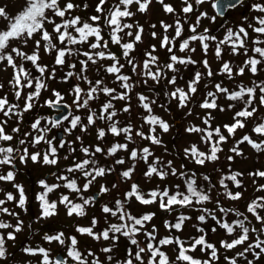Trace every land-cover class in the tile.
Here are the masks:
<instances>
[{
	"label": "snow or ice",
	"instance_id": "6c2138e0",
	"mask_svg": "<svg viewBox=\"0 0 264 264\" xmlns=\"http://www.w3.org/2000/svg\"><path fill=\"white\" fill-rule=\"evenodd\" d=\"M155 2L162 5L165 13L176 17L173 24L160 22L164 33H168L169 29L174 30L173 36L165 34L160 41V49L166 50L169 54L164 61L155 54L157 52L155 45H152L150 50H142L140 59H137L135 55L137 45L142 43L145 28L138 22H126L136 15L131 10L133 5L137 6V12L145 13L153 4V0H115L114 3H110L109 0H99L95 6L96 14L90 15L87 20L82 19L80 15H72L81 7L73 0H17L19 8L15 14H10L7 4L0 6V65H4L5 71L8 67L13 70L8 84L13 90L15 101L24 98V104L21 106L19 103L11 102L8 95L0 96V114L3 117L0 119V168L4 169L0 172V182L11 184L18 194L0 188V192H3V198H0V215L14 218L16 221L12 224L0 219V264H10V260L15 259L7 245L9 241H16L17 234L24 230V220L20 218V213L15 211V208L28 211L26 190L22 184L16 182L17 162L27 164L30 160L33 164L55 167L61 160L59 149H64L67 144L69 154L76 152V148L67 141L54 145L53 140L46 138L47 133L61 125L62 121L58 118L48 121L51 128L41 126L44 117L35 119L30 124V131L22 132L19 126L24 115L34 108L42 90H48L46 81L56 78V68H49L47 64L41 63L42 42L44 52L53 56L55 66H67L74 70L77 63L71 62L72 59L84 57L78 60L79 71L65 72L62 80L67 82L75 77L77 81H83L88 85L87 90L79 83L72 88L73 104L78 109L88 110L87 123L84 124L81 116L75 115L71 118L70 128L64 131L71 132L79 126L82 132H87L89 126L95 125L96 138L105 142V146L99 143L84 146L81 137L76 138L81 141L80 152L85 158L74 157L71 164L60 174H54L57 183L49 184L46 179L37 181V186L42 191L35 193L34 197L40 207L39 215L35 220L38 222L57 214V202L49 201L48 197L60 187L75 193L81 201L77 203L69 195H60L59 204L66 208L69 217L73 215L85 217L88 207L98 203L101 196L116 190L109 200L101 205V212L104 214L102 219L107 227L100 226L97 230L100 219L95 216L91 218L90 226H76V232L80 235H86L97 242H109L108 246L99 249L101 254H107L103 260L91 250L85 254L78 247L79 240L75 235L65 236L64 232L51 235L46 233L42 238L45 242L66 246V255L75 264H113L121 238H126L129 246L126 247L122 258H115L114 264H218L221 258L223 264H258L264 257V214H262L264 196H258L250 202L246 201L244 211L234 206H225L223 203L224 200L237 202L243 197V191L234 192L230 187L231 184L236 189L244 188L242 179L244 173L231 169V162L235 157L244 156L241 145L247 144L257 154H264V113L260 111L264 108V79H260V73H264V39L259 38L264 36V15L255 18L258 26L249 25L252 32L258 34L257 38L252 39L253 46L249 49L250 33L245 27H239L238 31L228 29L226 36L219 41L216 35L208 34L207 28L198 33L201 18L206 17L207 13H199L196 16L195 23L189 24V35L184 37V23L187 21L179 18L177 9L172 4L165 3V0H155ZM204 2L205 0H182L183 6L179 11L187 17L188 14L196 13L195 5ZM235 3L236 0H219L215 7L219 12H223L226 7L235 6ZM254 7L258 13L264 14V3H257ZM83 8L86 10L88 4L85 3ZM57 18L60 22H57ZM208 18L214 20L216 17ZM48 25H52L51 31L48 30ZM150 27L155 29L156 25L152 24ZM151 36L155 39L157 33L153 30ZM125 37L132 39L126 40ZM29 42L34 45L30 54L19 46H28ZM193 42L200 43L205 56L209 51L210 43L216 42L214 55L221 61V66L217 72H213L209 61L204 59L200 63L206 71L197 70L190 79L184 80L182 69L198 63L187 55L196 51V47L192 46ZM110 45L119 46L120 55L113 52ZM224 45L229 46L232 55L247 56L243 66L237 68L231 62L223 60ZM249 51L253 55L249 56ZM177 52L185 55H177ZM16 58L21 62L17 63ZM103 61L111 63L104 65L101 63ZM25 62H30L38 75H33L32 71L25 67ZM90 65L94 66L98 73L102 70L105 76L95 80L89 79L87 72ZM126 66L130 70L128 73L124 71ZM246 70L257 78L250 81V86L241 82L230 88L225 85L223 79L219 82L212 79L220 75L235 83L236 77H243ZM169 73H171L170 77ZM106 76L113 77L112 83L117 86H108L105 83ZM205 79L207 83L204 82ZM149 81H152L151 85ZM181 81L183 87L179 84ZM209 83L212 86L210 90ZM201 84L203 89L200 87ZM141 85L153 95L145 94L144 91H135L137 107L141 111L136 113L137 124L133 125L130 118L133 110L131 101L134 90ZM4 88L5 85L0 83V89ZM25 89L32 91L25 94ZM52 91L55 99H47L44 104L59 108L62 106L64 96L59 91L54 89ZM161 91L166 99L158 103ZM101 95L107 99L98 109L91 108L90 102L97 100ZM221 96L228 101L226 107L218 103ZM119 101L124 104L117 109L114 102ZM173 101L178 109H188L186 116L193 115V107L205 110L204 116L200 117L204 127L192 125L186 127L184 131L188 134L200 135V140L209 146L208 151H202L197 144H191L184 148L181 154L184 161L191 160L201 167L209 162L219 161V154L223 152L221 145L227 143L230 137H235L238 130L245 129L250 122L255 121L249 129V134H244L230 147L229 152L234 155L226 157L229 162L227 173L221 168H214L210 174H201V178H198L195 170H186V163H181L177 167L174 165L175 157L165 161L155 154L151 145L163 147L164 153L168 152L160 133H168L172 126L161 115L156 114L154 109L159 107L166 113L170 112L169 106ZM216 110L220 112L235 110L232 123L214 127L216 117L213 112ZM125 113L129 114L127 122L119 118ZM13 117L17 118V126L10 124ZM63 119L68 120L69 117L64 116ZM98 121L103 123L102 127L97 125ZM145 126L148 127L147 133L143 131ZM222 128L226 130L227 135ZM14 134L21 135L22 138L18 140L21 146L30 144L35 149L43 142L47 147L43 150L30 151L29 147L25 146L21 150L12 143L16 139ZM109 135L115 140L111 146L106 145V137ZM29 137L30 140L27 139ZM140 141H147L148 145ZM120 153L126 154L127 160L123 155H118ZM98 154L103 157V161L98 158ZM68 158V155L63 157L64 160ZM140 164L145 166L142 176L146 180L158 178L161 182H165L169 177H174L179 183L171 187L165 184L163 188L157 185L145 191L135 179L141 174L138 167ZM117 166L121 169L118 172ZM113 173L120 178L117 182L112 183L110 187L101 184L94 195L89 197L84 195L98 178H106ZM248 175L264 178V170H256ZM216 176H219V179L213 182ZM79 177L84 180L82 186L78 183ZM121 184H124L123 188L120 187ZM256 191L264 192V184H259ZM133 201L144 206L158 204L159 208L166 212L175 211L176 208L192 209L200 213L196 217L198 224H207L211 219L215 222V226L211 228L213 233L219 228L227 237L232 238L222 239L217 248L216 244L207 239L205 228L198 225H194L199 233L197 236L185 240L179 235H174L173 233H181L185 222L192 219L184 213L176 216L175 222L165 221L164 227L169 234L158 237V229L154 224L151 230L146 228V225L153 221L155 213L133 214L130 210ZM10 202L14 203L13 208L7 206ZM210 203H214L211 209L206 206ZM229 216L233 218L229 220ZM109 217L117 218L118 222H110ZM253 220L261 226L256 227ZM141 234L145 238L144 241L137 238ZM169 246H174L176 253L174 257H170L167 251ZM238 247L240 251H234L232 256L227 255V252ZM198 249L206 258L194 255ZM221 249L224 251L221 252ZM21 251L30 257L39 256L41 258L39 264H68L63 258L51 259L49 250L42 246H24ZM249 256L252 258L249 259ZM88 257H92L91 261Z\"/></svg>",
	"mask_w": 264,
	"mask_h": 264
},
{
	"label": "rangeland",
	"instance_id": "374dc122",
	"mask_svg": "<svg viewBox=\"0 0 264 264\" xmlns=\"http://www.w3.org/2000/svg\"><path fill=\"white\" fill-rule=\"evenodd\" d=\"M214 1L215 0H205V2L203 4L195 5L196 13L195 14H188L187 17H185V15L180 13V11H179L180 8L183 6L182 0H165V3L172 4L177 9V13L179 14V18L182 21H184V20L187 21L186 23H184V29H185L184 37L189 35V32H188L189 24L195 23L196 16L199 13H207L206 17L201 18L200 25L198 26V33L202 32L203 29L207 28L209 30L208 34L209 35H216L218 38V41H219L220 39H223L226 36L228 29H232L233 31H238L239 27H245L246 30H248L250 33V39L248 41V46H249V49H251V47L253 46L251 41H252V39L257 38L258 34H255L254 32H252V29L249 27V25H252L253 27L258 26L255 18L257 16L264 15V14L258 13L257 10L255 9L254 5L257 3H264V0H247L245 3H243L242 5L237 7L235 10L229 12L225 18H220L217 16V14L215 12V8H214ZM73 2L80 4L81 7L79 9L75 10L72 13V15H80L82 17V19L87 20V18L90 15L96 14L95 13V6L99 2V0H73ZM109 2L114 3L115 0H109ZM85 3L88 4V8L86 10L83 8V5ZM5 4L8 5V11L10 12V14H15L18 11L19 4L17 3V0H0V6L5 5ZM131 10L133 12H135L136 15L130 19V21H131L130 23L138 22L140 25H143L145 28V33L142 37V43L137 45V52L135 53V55L137 56V59H140V52L142 50H150L151 46L155 45L157 48V52L155 54L160 56L161 61L166 60V58L169 54L167 53L166 50L160 49V41L163 38V35H165V34L169 35L170 37L173 36L174 30L169 29L168 33H164V31L160 25V22L164 21L165 23L173 24L174 19L176 17L173 16L172 14L165 13L163 11L162 5L155 2V0H153V4L150 5L149 10L145 13L137 12V6L136 5H133L131 7ZM213 16L216 17L214 20L208 18V17H213ZM57 22H60L59 18H57ZM152 24L156 25L155 29H152L150 27V25H152ZM47 27H48V30L51 31L52 25H48ZM153 30L157 33V37L155 39H153L151 36V32ZM133 31H135V29H133ZM105 32H107V29H105ZM36 38L38 39L39 36H37ZM105 38H107V36ZM259 38L264 39V36H260ZM125 39L131 40L132 38L131 37H125ZM177 43H179V41H177ZM215 43L216 42L210 43L209 51H208L207 55L205 56V54L202 51V48L200 46V43L199 42H193L192 46L196 47V51L194 53H187V55H190L198 63L195 66L189 65L186 69H182L184 80L190 79L191 76L194 74V72L197 70H200L202 72L206 71L203 68L202 63H200L204 59H207L209 61V64H210L213 72H217L219 70V68L221 66V61L218 60L214 55ZM19 46L21 47V49L23 51H26L29 54L31 53L32 48L34 47V45L31 42H29L28 46H24V45H19ZM110 47H111V50L113 52L117 53V55H120L121 49L119 48V46L110 45ZM223 48L225 50V54L223 55V60L231 62L233 64V66L237 67V68L239 66H243V63L247 59V56H245L243 54L232 55L229 51L228 45H224ZM176 54L180 55V56L185 55V53H179V52H177ZM40 55H41V63L47 64L49 66V68H52V67L56 68V78L53 80H47L48 90L45 91L44 101L47 99H53V100L55 99V97L53 96V91H52L53 89L56 91H59V92L60 91L64 92V96H65L64 101L71 104L72 109H73L71 116L72 115L81 116L83 123L86 124L87 123L88 110L82 109V108L78 109L76 107V105L73 104L74 94L72 93V88L77 83H79L82 88L87 90L88 85L86 83H84L83 81H77L75 77L70 78L67 82H63V80H62V77H63L65 72H67L69 70L77 71V72L79 71L80 65L78 63V60L84 59V57L81 56V57L72 59L71 62L77 63L76 69L73 70V69H69L67 66H63V67L55 66L54 62H53V56H50L44 52L43 42H42V47L40 50ZM248 55L251 56V55H253V53L251 51H249ZM16 59H17V63L21 62L19 60V58H16ZM121 62L122 63L124 62L123 59H121ZM101 63L104 65H107L111 62L110 61H103ZM126 71L127 72L130 71L127 68V66H126ZM12 72H13V70L11 67H8L7 70L5 71L4 65H0V83L5 85L4 89H0V96L8 95L11 102H16V103H19L21 106H23L24 98L22 97L21 100L18 102L15 101L13 90L11 89V87L8 84V81L11 79ZM87 76L89 79L95 80L101 76H105V73H103L102 70L98 73L95 70V67L90 65L89 71L87 72ZM170 76H171V73H169V77ZM112 79H113V77L106 76L105 83L110 87H116L117 85L112 83ZM212 79L215 82H219L220 80L223 79L226 86L233 88L236 86V83H241L242 81H247V82L252 81L254 79V76H252V74L246 70L245 75L243 77H236L235 83L228 81L226 77H222L220 75L214 76ZM204 82L207 83L208 82L207 79H205ZM68 84H70V85H68ZM149 84L151 85L152 81H149ZM179 84L182 87L184 86L182 81L179 82ZM157 87H159V86H157ZM200 87H201V89H203V84H201ZM211 87H212L211 83H209V90L211 89ZM142 89L146 90L144 92L145 94L153 95L152 93H148L147 89L143 85H141L140 88L134 90L133 98L131 101L132 106H133V110H132L131 117H130L133 125L137 124L136 113L138 111H141L137 107V101L135 99V91H142ZM29 91H32V90L31 89H25V94ZM106 99H107L106 97L101 95L97 100L90 102V107L98 109L100 104L102 102H104ZM165 99L166 98L163 94V91H161L158 103L160 101H164ZM118 103H120V101ZM218 103H220L221 105H224L226 107L228 104V101L223 96H221ZM36 106H37V103L35 101V106L33 109H35ZM169 107H170L171 111L167 112V113L164 112L159 107H155V109H154L155 113L161 115L172 126L171 130L168 133H160V135L163 139L164 145L168 149V152L164 153L163 147L154 146V145H151L152 150L155 152V154L157 156H161L162 159H164L165 161L175 157L174 165L177 167L181 163H186V165H187L186 170L187 169L195 170L197 172V176L199 178H201V174H208L210 172L209 169L213 168L212 164L208 163L204 167H201V166L196 165L191 160L184 161L181 154L183 152V149L186 147H189L191 144H197L198 147L200 148V150H202V151L208 150L209 146L207 144H204L200 140V135L188 134L184 131V129L186 127H190L192 125L204 127L200 117L204 116L205 110L200 109L198 107H193L192 108L193 115L186 116L185 113L188 111V109H182V110L178 109L176 107V103L174 101L172 102V104ZM120 108L121 107H118L117 109H120ZM261 109H263L262 113H264V108H261ZM32 113H33V110H31L29 113H26L23 117L22 123L19 124L22 132L25 130L30 131L31 130L30 124L32 122H34L35 119L41 118V117L45 118L46 115L50 116L52 114V110L47 106L46 107L43 106L41 108L40 113H38V114H32ZM213 115L216 117L213 124L215 126L220 124V126L222 127V125H224V123L226 121H230L232 119L233 110H231V111L226 110L224 112H220L219 110H216L213 112ZM70 117H69V119H70ZM120 117H121L120 120L123 121L125 119H129V114L125 113V114L120 115ZM2 118H3L2 114H0V119H2ZM16 119H17L16 117H13L12 121H10V124L12 126H17L16 125ZM45 120H46V118L41 120V126L42 127H44L46 125ZM70 121H71V119H70ZM70 121L62 120V123L59 126V128H55L51 132H49L48 135L46 136V138L56 137V131L58 129H62V130L67 129V126L68 127L70 126ZM97 125L102 127L103 123L98 121ZM48 127L50 128V124H48ZM9 131H10V129H9ZM96 131H97V126H95V125L89 126L87 132H82L80 127H78L77 129L72 130L70 134H68V132H65L66 136H65L64 140L71 143V146L76 148L77 155L82 156L83 154L80 152L81 141L76 139L78 136L81 137V140H82L84 146L96 145L98 143L101 144V146H105V142H101V141L97 140ZM143 131H145V133H147L148 127L145 126ZM157 131L159 132V129ZM35 134L36 133H34V135ZM14 135L16 136V139L12 143L15 144V146L21 148V150L25 146L29 147L30 151L40 150L41 144L37 145L35 149H33L30 144H27L24 146L19 145L18 140L22 137L20 134H14ZM230 138H229V141L227 143L223 144L224 145L223 152L220 155L219 161L222 163L221 169L223 171L227 170L228 166H229V162L227 161L226 157L228 155H234L233 153L229 152V150H228V148H230ZM27 139L30 140L31 138L29 137ZM113 142H114L113 137H111L110 135L106 137V145L107 146H110ZM143 142H144L143 143L144 145H148L147 141H143ZM55 143L57 144V140L55 141ZM241 150L244 152V156L235 157V159L231 162V164H233L234 167L238 168L239 170H241L244 173L246 186L243 189V197L240 201H237V202H231L228 200H224L223 203L225 206H234V207H237L240 211H244L245 210L244 205H245L246 200L249 198L248 196H253L255 193H257L256 188L259 186V184L264 183V178H254V177H251L248 175L250 172H253L256 170H264V154H257L247 144L241 145ZM59 155L61 157V160H60L59 165L55 166V167L41 166L39 164H33L30 160L27 162V164H19V162H17L18 170H17V181L16 182L22 184L26 190V195L28 197V211L24 212L19 208H15V211L20 213V218L24 220V230L21 233L17 234L16 241H14V242L9 241L8 242L7 246L9 248V252L11 253L13 251L12 254L15 256L14 260H10V264H39V261L41 259L39 256L30 257V256L25 255L21 251V249L24 246H31V247L42 246V247H45L47 250H49L51 259H54V255L59 251H62L64 253V255L67 257V255H66L67 247L66 246H61L55 242H53L52 244H48L47 242H45L42 239L46 233L51 235V234H56L57 232H60L58 229H51V228H48L47 226L43 229V226L47 225L48 222L57 218L58 215L56 214L52 217H49L46 219H41L38 222L35 220V217L39 215L40 207H39V204L35 201L34 197H35V193L42 191V189L37 186V181L44 179V176H46V174H49L48 178H45L47 180V182L49 184L57 183L58 181L56 180V177L54 174H60L64 168H66L67 166H69L71 164V162L74 158V154H69L67 144H66L64 149H61V152L59 153ZM65 155H68V157H69L68 160L63 159V157ZM118 155H123L124 157L126 156V154H124V153H120ZM125 159L127 160V156L125 157ZM118 167L119 166H117V172L119 171ZM125 167H127V164L125 165ZM138 167L140 169L141 174L137 175L135 177V179L138 180L139 184L141 185V188L145 191L153 189L157 185H159L161 188H163L165 186V184H167L169 187H171L172 185L179 183V180H177L174 177H169V179L165 182H161L158 178L146 180L142 176V171L144 170L145 166L143 164H140ZM3 170L4 169L0 168V172H2ZM31 178L35 182L34 192H32L33 185L31 183ZM119 179L120 178L116 173H113L112 175L107 176L106 178H101L97 182H95L94 185L89 189L90 190L89 193L92 195L93 192L98 191L101 184H106L107 186L110 187L112 183L117 182ZM215 179L218 180L219 176H216ZM254 180L256 181L255 183H254ZM59 183L62 184L63 182H59ZM78 183L82 186V184L84 183V180L82 177H80V179L78 180ZM120 187L123 188L124 184H121ZM0 188H3L5 191H12L14 194L18 195L15 192V189L12 188L11 184H8L5 182H0ZM66 191H68V190L65 189L64 187H60L59 189L54 191L52 195H51V193L49 194V197H48L49 201H57V205H58L57 210H56L57 213L60 212L61 208L63 207V205L59 204V197L61 194H64ZM115 192H116V190H113V193H109V194H105V195L101 196L98 200V203H96L93 206V208H95L96 211H98L101 219H102V216L104 215L101 212V205L106 203L109 200V197L111 195H113ZM214 195H215V193H214ZM54 197H55V200H54ZM0 198H3V192H0ZM245 198H247V199H245ZM31 199L33 200V207L32 208L30 207ZM7 206L10 208H13L14 203L10 202ZM133 206L139 212L143 211V210H149V211L155 213V217H154L153 221L151 222V224H148L147 229L151 230V226H152V224H154L158 229V237H163V236L169 234L168 231L164 227L165 221H172L181 212H187L189 214V216L192 217V219L190 221H186L184 228H183V231L181 233H173L174 235H179L182 239H185V240H187V238H189V237L197 236L198 233H197L196 227H194V225H198L199 227H205L206 228L205 231L207 232L209 238L212 241H214L218 247H219V242L222 239H229L230 240L232 238V237H227L225 232L219 228H217V231L215 233H213L211 231V228L215 226V222L212 221L211 219L208 220L207 224H198L196 217L200 213L197 211H194L192 209L176 208L175 211L166 212V211L161 210L159 208L158 204L144 206V205H140L139 203H136L134 201H133ZM206 206L211 209L214 207V203H210ZM60 215H63V217L59 218V219H61V223L73 222V220H75L72 217H69V216L67 217L65 212L60 213ZM232 218H233L232 216L228 217L229 220H231ZM0 219L7 220V221L11 222L12 224L16 223L14 218H9V217L0 215ZM253 222L255 223L256 221L253 220ZM6 231H10V230H6ZM74 231L76 232V229H74ZM65 236H71V234L68 233V234H65ZM76 237L79 240V246H80L81 250L84 251L85 254L87 253V251L91 250V251L95 252L97 255H99L101 260H103L105 255H107V254H101L99 252V249L102 246L106 245L105 241L97 242V241H94L93 239L87 237L86 235H80L79 233L76 234ZM137 238L141 241L145 240V238L142 234L140 236H138ZM66 244H67V241H66ZM173 248H174V246L168 247V252H169L170 257H174V255H175V251L173 250ZM240 250L241 249L238 247L237 249H235L233 251L227 252V255L232 256L234 251H240ZM223 251L224 250L221 249V252H223ZM199 253H201V252L199 251ZM200 256L204 257L205 255L203 253H201ZM251 258L252 257L249 256V259H251ZM88 259H89V261H91L92 257H88ZM220 264H223L222 258H221ZM258 264H264V257H262L261 261H259Z\"/></svg>",
	"mask_w": 264,
	"mask_h": 264
},
{
	"label": "trees",
	"instance_id": "16d2710c",
	"mask_svg": "<svg viewBox=\"0 0 264 264\" xmlns=\"http://www.w3.org/2000/svg\"><path fill=\"white\" fill-rule=\"evenodd\" d=\"M126 22H131L130 21V19L129 20H127ZM127 31V30H126ZM14 46H16V45H14ZM25 67L26 68H28L30 71H32V73H33V75H38V73H36V71H35V69L31 66V64H30V62H25ZM125 73H128L127 71H126V68H125ZM255 79H257L256 77H254V79L253 80H255ZM260 79H264V73H260ZM112 81H113V79H112ZM46 83H47V81H46ZM242 83H244V84H246V85H249L250 86V82H247V81H242ZM71 84V83H70ZM70 84H68V85H70ZM234 88V87H233ZM119 90V89H118ZM142 91H146L145 89H142ZM60 93L64 96V92H62V91H60ZM44 94H45V91H43L42 90V92H41V96L36 100V103H37V106L35 107V109H32L33 110V113L32 114H38V113H40V111H41V108L44 106ZM65 97V96H64ZM115 104H116V108H118V107H122V105L124 104V102H122V101H120V103H118V102H114ZM234 111L235 110H233V114H234ZM260 111L261 112H263V109H260ZM157 114V113H156ZM74 115H72L71 117H70V119L73 117ZM233 117V116H232ZM45 118H46V120H45V123H46V125L45 126H47L48 127V121H50L51 120V118H49V115H46L45 116ZM82 118V117H81ZM120 119H121V117H119ZM70 119H68L67 121H70ZM129 119H125V120H123L124 122H127ZM82 122H83V120H82ZM226 123H232V119L230 120V121H226L224 124H226ZM254 123H255V121H252V122H250L249 124H248V127H246L245 129H243V130H238L237 131V134L235 135V137H231L230 138V147H232L234 144H235V141L236 140H238L239 138H241L244 134H249V129L254 125ZM213 126L215 127V125L213 124ZM216 126H220V124H218V125H216ZM79 127V126H78ZM77 127V128H78ZM68 128H70V126L68 127L67 126V129ZM72 131V130H71ZM222 131L224 132V134L225 135H227V132H226V130H224L223 128H222ZM69 134L71 133V132H68ZM48 135V133L46 134V136ZM48 139H51V140H53V144L54 145H58L60 142H64V141H66V140H63V141H57V144L55 143V138H48ZM114 142H115V140H114ZM113 142V143H114ZM140 143H144L143 141H140ZM15 145V144H14ZM111 146V145H110ZM17 147V146H16ZM47 146L42 142L41 143V148H40V150H43V149H45ZM221 147L223 148L224 147V145H221ZM230 148H228V150H229ZM59 151V153L61 152V149H59L58 150ZM208 151V150H207ZM219 155H221V153L219 154ZM74 157L75 158H77V159H82V158H85V157H83V155L82 156H79V155H77V152H75L74 153ZM126 157V156H125ZM98 158L99 159H101L102 161H103V157L102 156H100L99 154H98ZM111 160V158H109V161ZM105 163H107V162H105ZM209 163H211L212 164V166H213V168L212 169H209L210 170V172L208 173V174H210L211 172H212V170L214 169V168H221V165H222V163L220 162V161H216V162H209ZM208 164V163H207ZM206 164V165H207ZM231 169H232V171H240V172H242L241 170H239L238 168H236V167H234L233 166V164H231ZM118 170L120 171L121 169H120V166L118 167ZM227 171H228V169L227 170H224L223 172L224 173H227ZM243 173V172H242ZM198 177V176H197ZM199 178V177H198ZM80 179V177L78 178V180ZM99 179H101V178H98V180ZM242 179H243V182H244V188H245V176L243 175V177H242ZM137 180V179H136ZM218 180H216V179H214V181L213 182H217ZM137 182H138V180H137ZM32 183V185H35V183L32 181L31 182ZM226 183H227V181H226ZM264 184V183H263ZM230 187H232V190L235 192V191H243V189H236L234 186H232L231 184H230ZM90 191V190H89ZM89 191L87 192V193H84V195L86 196V197H89V196H92L90 193H89ZM53 193H51V195H52ZM65 195H69L70 196V198L71 199H73V201L74 202H77V203H80L81 201L78 199V197H77V195L75 194V193H71L69 190L68 191H66L65 193H64ZM258 196H264V192H257V193H255L253 196H248L249 198L247 199V198H245V199H247L246 201H248V202H250L252 199H255L256 197H258ZM120 198V197H119ZM54 200H55V197H54ZM57 202V201H56ZM109 206H112L111 204H109ZM30 207L32 208L33 207V200H31V202H30ZM132 212H133V214H135V215H139V214H142V213H149V212H151V211H149V210H143V211H138L136 208H134V206H133V202H131V209H130ZM87 215L85 216V217H77V216H75V215H73V216H71L72 218H74L75 220H73V222H67V223H61V219H59L60 217H63V215H60V213H63V212H65L66 213V216L68 217V215H67V212H66V208L63 206L62 208H61V210H60V212H58L57 213V218H55L54 220H52V221H50V222H48V224L46 225L48 228H51V229H58L60 232H64L65 234H68V233H70L71 234V236L72 235H75L76 236V232L74 231V229H76V226L77 225H79V226H90V220H91V218L93 217V216H95V217H97L98 219H100V225H98V228H97V230H99V227L100 226H103V227H107V225L104 223V220L103 219H101L100 218V215H99V213H98V211H96V209L95 208H93V206H90V207H88L87 208ZM181 213H184L185 215H189L187 212H181ZM262 214H264V213H262ZM109 220H110V222H113V223H116V222H118V220H117V218H112V217H109ZM173 222H175V219L174 220H172ZM186 223V222H185ZM253 224H255L256 225V227H260L261 225L260 224H258L257 222H253ZM147 226L148 225H146V228H147ZM203 228H205V227H203ZM206 229V228H205ZM197 235H199V233L197 234ZM207 239L209 240V242H212V243H214V244H216L214 241H212L210 238H209V236H208V234H207ZM106 243V245H104V246H108V244H109V242H105ZM127 246H129L128 245V241H127V239L126 238H121L120 240H119V243H118V252L116 253V257H120V258H122L123 256H124V254H125V249H126V247ZM216 246H217V244H216ZM78 247L80 248V246L78 245ZM217 248H219L218 246H217ZM81 249V248H80ZM135 250V249H134ZM173 250H174V248H173ZM167 251H168V248H167ZM175 251V250H174ZM169 253V252H168ZM176 254V253H175ZM194 255H196V256H198V257H201L200 255H201V253H199V249L197 250V252L194 254ZM175 256V255H174ZM116 257H114V261H115V258ZM202 258H206L205 256L204 257H202ZM114 261H113V264H114ZM218 264H220V262H218Z\"/></svg>",
	"mask_w": 264,
	"mask_h": 264
},
{
	"label": "water",
	"instance_id": "95a60500",
	"mask_svg": "<svg viewBox=\"0 0 264 264\" xmlns=\"http://www.w3.org/2000/svg\"><path fill=\"white\" fill-rule=\"evenodd\" d=\"M244 1H245V0H236L235 6H229V7H226V8L224 9L223 12H219L218 8L215 7V9H216V13H217L220 17H224V16L228 13V11H229L230 9H234V8H236L238 5H240V4H241L242 2H244ZM218 2H219V0H216L214 5H216ZM61 105H62V106L59 107V108H57L56 106H52V108H53L54 110H58V111H59L58 113L54 114V118L62 119L64 116H67V115L69 114V112H70V110H71L70 105L67 104V103H65V102H61ZM57 136H58V138L63 139L64 136H65L64 131L60 130V131L58 132ZM95 193H96V192H95ZM95 193H94V194H95ZM60 258H63V259L66 260V258L64 257V255H63L61 252L57 253L56 256H55V259H60ZM72 264H75V262L72 263Z\"/></svg>",
	"mask_w": 264,
	"mask_h": 264
}]
</instances>
